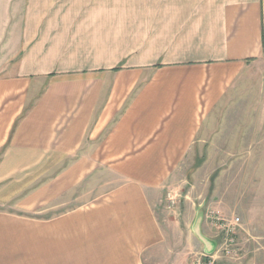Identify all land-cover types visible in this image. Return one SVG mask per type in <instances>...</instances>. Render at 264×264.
Returning <instances> with one entry per match:
<instances>
[{
  "label": "crops",
  "instance_id": "crops-1",
  "mask_svg": "<svg viewBox=\"0 0 264 264\" xmlns=\"http://www.w3.org/2000/svg\"><path fill=\"white\" fill-rule=\"evenodd\" d=\"M88 5L0 0V176L67 160L49 174L70 177L67 212L33 214L44 187L19 197L20 214L0 212V264L171 256L163 195L197 145L211 144L208 159L257 158L264 177V0H176L156 28ZM254 193L234 207H252ZM193 236L190 252H204Z\"/></svg>",
  "mask_w": 264,
  "mask_h": 264
},
{
  "label": "rangeland",
  "instance_id": "rangeland-1",
  "mask_svg": "<svg viewBox=\"0 0 264 264\" xmlns=\"http://www.w3.org/2000/svg\"><path fill=\"white\" fill-rule=\"evenodd\" d=\"M174 2L176 0H89L88 6L94 11L104 9L107 19L112 20V23L115 22V15L123 12L132 23L139 24L145 21L156 28L162 22L165 3ZM2 70L3 63L0 64V71ZM196 147L198 159L187 161V170L181 176L183 180L179 181L177 178L170 184L179 194L174 209L169 210L166 207L165 194L163 195L162 208L172 222L171 224L164 222V227L171 231V256L161 255L157 257L159 259L155 260V264H193V257L200 251L190 252L192 248H189L188 242L190 243L192 239L195 243L193 234L197 225L203 234L209 236L214 234L220 240L219 232L208 221L207 211L211 209H218L227 215L235 214L241 223L237 231V246L241 258L234 260L220 257L214 264H264V194H262L264 193V177L255 171L259 169L260 161L257 158L250 159L249 163L246 162L247 160L244 162L243 160L208 159L211 144ZM252 152L257 153L255 150ZM68 162L60 160L54 164L53 161L54 165L51 166V161H44V170L46 167H51L41 176H0V212L20 214L22 210L18 208L16 202L20 196L34 191L36 187H44V206L33 213L34 215L49 218L70 210V177H54L49 174L62 169ZM182 168L180 166L178 172ZM244 169L247 172L245 176L242 175ZM97 185L98 182L90 188L91 196L97 193L95 190ZM247 188L255 193L252 207L244 208L237 200L240 199L242 189ZM77 189L73 194L75 201L82 199H78L80 192ZM51 192L58 194L46 202L45 199ZM236 197H238L236 201L239 203L240 210L234 207ZM200 216L202 218L199 220ZM216 246L210 252H204L211 253ZM144 261L147 262V259Z\"/></svg>",
  "mask_w": 264,
  "mask_h": 264
},
{
  "label": "built area",
  "instance_id": "built-area-1",
  "mask_svg": "<svg viewBox=\"0 0 264 264\" xmlns=\"http://www.w3.org/2000/svg\"><path fill=\"white\" fill-rule=\"evenodd\" d=\"M179 194L172 189L165 193V204L169 210L174 209ZM208 221L220 234V240L211 253L199 252L192 259L193 264H214L220 257L239 260L240 253L237 246V231L241 226L239 217L235 214L227 215L218 209L207 211Z\"/></svg>",
  "mask_w": 264,
  "mask_h": 264
},
{
  "label": "water",
  "instance_id": "water-1",
  "mask_svg": "<svg viewBox=\"0 0 264 264\" xmlns=\"http://www.w3.org/2000/svg\"><path fill=\"white\" fill-rule=\"evenodd\" d=\"M201 217H199L198 219L200 220ZM197 219V220H198ZM195 233L198 235V237H200L204 243H205V246L206 248H204V251L205 252H210L212 250V246H213V243L211 240H209L208 238H206L202 233L201 231H199V228H198V225L196 226V231Z\"/></svg>",
  "mask_w": 264,
  "mask_h": 264
}]
</instances>
